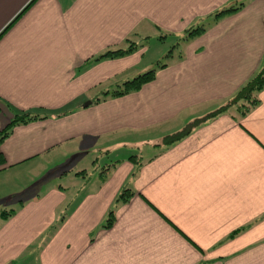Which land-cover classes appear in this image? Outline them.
<instances>
[{
  "label": "crops",
  "instance_id": "0c3cea01",
  "mask_svg": "<svg viewBox=\"0 0 264 264\" xmlns=\"http://www.w3.org/2000/svg\"><path fill=\"white\" fill-rule=\"evenodd\" d=\"M168 37L179 45L154 80L104 97ZM263 66L264 0H0V131L41 115L0 143V195L37 189L0 215V264H264V90L241 121L219 113ZM139 132L148 155L77 190L94 149ZM125 184L136 194L102 227Z\"/></svg>",
  "mask_w": 264,
  "mask_h": 264
},
{
  "label": "trees",
  "instance_id": "16d2710c",
  "mask_svg": "<svg viewBox=\"0 0 264 264\" xmlns=\"http://www.w3.org/2000/svg\"><path fill=\"white\" fill-rule=\"evenodd\" d=\"M235 8H228V9H221L215 13V18L218 19L221 15H223L225 12L233 10ZM204 26L200 25L197 27L190 28L182 37V40H186L204 30ZM162 38V37H161ZM178 44L171 47V49L160 59L156 62L155 66L151 69L137 75L136 77L132 78L131 80H127L123 83L118 84L116 88L113 90L106 92L104 94V97L106 96H112V97H118L125 94H129L133 91L139 90L144 84L152 81L156 77V73L160 68H163L166 66L167 62L169 61L170 57H173L175 52V48L177 45H179V38H178ZM138 43L136 41H131L129 44V47L127 49L125 48H119L115 50H108L105 53L101 54L97 60L102 58H115L120 57L124 54L132 52L134 49H136ZM174 52V53H173ZM165 58V59H164ZM264 90V66L253 76L251 77L235 94V96L229 101L226 105H224L219 113L221 114H230L233 118H235L238 121H241L244 119L257 105L260 103V97L259 94L261 91ZM103 99V98H102ZM101 100L98 98L99 101ZM235 108V109H234ZM215 116V114L213 115ZM41 115L39 113L30 112V111H23V112H17L15 113L14 117L8 123L6 127H4L0 131V143L4 141V139L11 133L13 128L21 123H27L29 121L35 120L40 118ZM186 131L169 137L167 140H165V143L168 144L172 141L180 139L181 136L185 134ZM136 156L131 157L132 160H134ZM138 158L135 160L137 162ZM5 158L3 153L0 151V164L4 163ZM139 164L140 162L136 163ZM115 166V164H105L102 166L101 174L103 175V180L107 179V173L110 171L111 167ZM136 172L134 171L133 175H135ZM136 192H134L127 184H125L122 189L119 191L115 203L113 207L109 210L107 218L105 223L102 225L104 228H111L112 225L115 222V212L116 208L119 204H125L129 202L131 197L135 195ZM13 213H15L14 210H2L0 211V215L2 217H9Z\"/></svg>",
  "mask_w": 264,
  "mask_h": 264
},
{
  "label": "rangeland",
  "instance_id": "374dc122",
  "mask_svg": "<svg viewBox=\"0 0 264 264\" xmlns=\"http://www.w3.org/2000/svg\"><path fill=\"white\" fill-rule=\"evenodd\" d=\"M154 35V33H153ZM174 43V39L171 37H168V39L166 41H160L156 38L151 39V42L149 44V47H147V50H149L147 58H156L157 55L162 52L161 56H163L167 51H169L168 49H171V45ZM165 59V58H164ZM130 132V130H129ZM143 133L139 134H133L134 137L130 140V141H125L123 140V144L117 146V147H113L112 144L108 147H106L105 149H101V150H97L94 149L95 153H99V154H95L93 155L91 158V160H89L86 164L87 166V173L85 174V176L79 177L78 178V184H79V188L77 190H80V186H81V191L82 188L83 189H88V188H94L95 186H97L98 181H100V176H101V169L102 166L105 164H110V160H114V159H118L119 157H128L130 154L132 153H138L140 155V157H142L143 155H148L149 150L146 151V153H143V149L145 147H148L147 144H151L153 141H150V139L146 138L145 136L142 135ZM128 135V134H126ZM125 135V136H126ZM112 138L114 139V136H112ZM116 140V139H114ZM126 144V145H124ZM140 145V149H138V146ZM140 152H139V151ZM99 151V152H98ZM107 153H109V156L107 155ZM110 153H112L110 155ZM98 156V160H95V157ZM111 156V157H110ZM110 157V158H109ZM90 159V158H89ZM126 159V158H125ZM50 171H48V173L46 175L50 176ZM33 177V176H31ZM36 181V180H35ZM31 182V181H30ZM68 181L65 182V186L68 187ZM35 184H33V187L30 188L29 190H27L24 194H22V192L20 194L14 195V194H9L10 192L7 193V191L3 190V192L1 191V195H0V199H2L0 201V207L2 209H11L12 205L15 206L16 208L19 206V201L22 198V196L26 197L30 194H32V189L35 188V192H36V187H34ZM22 186H14L13 188L15 190H22L21 188ZM25 186H23L24 188ZM71 187V190H73V187ZM70 188H68V191H71ZM72 192V191H71Z\"/></svg>",
  "mask_w": 264,
  "mask_h": 264
},
{
  "label": "water",
  "instance_id": "95a60500",
  "mask_svg": "<svg viewBox=\"0 0 264 264\" xmlns=\"http://www.w3.org/2000/svg\"><path fill=\"white\" fill-rule=\"evenodd\" d=\"M92 103V101H89V102H87L85 105H89V104H91Z\"/></svg>",
  "mask_w": 264,
  "mask_h": 264
}]
</instances>
